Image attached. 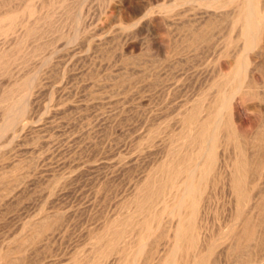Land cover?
<instances>
[{
    "label": "rangeland",
    "instance_id": "obj_1",
    "mask_svg": "<svg viewBox=\"0 0 264 264\" xmlns=\"http://www.w3.org/2000/svg\"><path fill=\"white\" fill-rule=\"evenodd\" d=\"M20 1L0 0V15L11 12ZM25 1L32 6L26 22L20 24L18 20L11 27L9 20L0 21L2 27L10 24V28L0 27V127L16 109L15 125L0 136V257L23 247L15 255L16 264H132L139 245L153 235L137 263L166 264V255L174 245L175 219L171 220L161 207L157 210L160 203L155 205L156 210L138 213V201L149 185L163 183L171 154L180 152L178 157L186 158L185 164L193 156L191 164L197 155L195 149L190 153L193 147L189 145L197 127L196 122L187 119L192 112L202 110L199 117L203 120L199 123L209 126L220 99L231 94L235 102L230 117L233 119L228 124L225 120L221 127L225 139L218 143L214 159L217 162L211 174L205 175V186L208 184L198 199L199 205H195L197 216L191 219L196 221L193 244L197 248L193 244L185 246L174 263L193 264L197 254L207 256L203 257V264L242 262L245 255L240 257L235 239L241 227L235 229L236 234L229 241L217 244V239L228 231L246 201L251 202V213L255 212L253 220L264 218V55L257 60L263 67L254 71L257 85L251 88L253 92L234 93V84H239L236 68L242 59L232 52L235 44L230 50L227 48L236 36L232 34L234 41L230 44L229 18L209 23V19L202 18L205 9L185 6L182 0ZM200 1H207L212 7L227 5L225 10L239 2ZM161 10L163 13H159ZM22 97L28 98L23 122L34 129H25L20 137L17 109L18 98ZM209 106L212 109H206ZM207 110L210 116L215 113L212 118L207 119ZM224 127L230 130L229 134L222 130ZM245 141L253 145L246 146ZM234 144H242L238 148L241 152L243 148L246 154L249 150L246 160L252 163L251 167L247 164L248 171H242L243 201L232 191L230 181L231 156L240 153ZM12 175L21 177L22 187L13 197L9 190ZM256 204H261L262 214ZM43 217L50 224V231L38 240L28 239V245L23 243L28 225ZM152 227L159 229L155 232L154 228L150 230ZM117 232H123V236L117 244L108 245L105 241ZM254 248L252 245L247 254L253 256ZM210 249L214 252L207 253ZM0 260L3 264V258Z\"/></svg>",
    "mask_w": 264,
    "mask_h": 264
},
{
    "label": "bare ground",
    "instance_id": "obj_2",
    "mask_svg": "<svg viewBox=\"0 0 264 264\" xmlns=\"http://www.w3.org/2000/svg\"><path fill=\"white\" fill-rule=\"evenodd\" d=\"M231 1V0H230ZM235 1V0H234ZM237 1V0H236ZM46 2V1H45ZM50 2V1H49ZM225 2V1H224ZM181 3H183L185 6L187 5V6H189V7H193V8H201V9H205L203 12H202V18H206V19H209V23H210V20L211 21H218L219 19H227V18H229V19H231V21L230 22H232L231 23V26H230V33L231 34H227L228 36H230L229 38H228V36H227V38L229 39L228 41H229V43L231 44L232 43V41H234L233 40V37H232V34L234 35V33H235V37H234V39H235V41H234V43L233 44H231L230 46H227V48L230 50L231 48H229V47H231V46H234V44H235V48L234 47H232V52L233 53H235V54H239L240 56H241V59H242V63H239V65L237 66V68H236V73H237V77H238V79H239V81H238V83L239 84H234L235 85V91H232V92H234V93H243V91H244V95H248V93L247 92H249L250 90H251V88L254 86V84H255V78L253 77V74H254V71L256 72V71H259L263 66L261 65V64H259L258 62H257V60H260L261 58H263V55H264V0H239V2H238V4L236 3L235 5V7H233V8H231L230 10H225L224 8L227 6H224V8H222V7H220V6H217V7H212V5L210 4V3H207V1H205V2H202V1H200V0H182V2ZM46 4H48V3H46ZM175 4V3H174ZM229 4V3H228ZM176 5V4H175ZM230 5V4H229ZM162 6V5H161ZM46 7V6H45ZM44 7V8H45ZM204 7V8H203ZM230 7V6H229ZM163 8V7H162ZM32 9V6L29 4V3H27L26 4V1L25 0H21L19 3H18V7H16V6H13V9H12V11L11 12H7V13H4V14H1L0 15V21H3V22H5V20H9L11 23H12V25H11V27L13 26V24H18V20H20L19 21V23L20 24H22L23 22H26V21H24V19H27V18H25V17H28L29 18V16H31L30 14H31V10ZM48 9H49V7H48ZM47 9V10H48ZM174 8H172V10H173ZM191 9V8H190ZM163 10H164V8H163ZM191 10H194V9H191ZM197 10H199V9H197ZM166 11V10H165ZM169 11H171V10H169ZM196 11V10H195ZM162 12V10L159 12V13H161ZM167 12V11H166ZM165 12V13H166ZM192 11H190V13H191ZM200 12V13H201ZM163 13V12H162ZM171 13V12H170ZM199 13V14H200ZM167 14H168V12H167ZM195 15V14H194ZM201 15V14H200ZM199 15V16H200ZM163 16V15H162ZM166 16V15H165ZM169 16V15H168ZM197 16V15H196ZM150 17V16H149ZM153 17V16H152ZM148 18V17H147ZM199 18H201V17H199ZM201 18V19H202ZM151 19V18H150ZM152 20V19H151ZM199 21V20H198ZM220 21V20H219ZM30 22V21H29ZM6 23V22H5ZM8 23V22H7ZM28 23V22H27ZM206 23V22H205ZM2 24V23H1ZM26 24V23H25ZM202 24V23H201ZM4 25V24H3ZM10 25V24H9ZM8 24L7 25H5V26H9ZM5 26H3V27H5ZM15 26V25H14ZM17 26V25H16ZM0 27H2L1 25H0ZM3 27H2V29H3ZM23 27V26H22ZM9 28H10V26H9ZM15 28V27H14ZM127 28H129V27H127ZM15 30V29H14ZM127 30V29H126ZM124 31V30H123ZM197 31V30H196ZM202 31H203V29H202ZM228 31V32H229ZM22 32V31H21ZM20 32V33H21ZM126 32V31H125ZM209 32V31H208ZM191 33V32H190ZM194 33V32H193ZM199 33V32H198ZM18 36V35H17ZM198 36H200V35H198ZM197 36V37H198ZM202 36H200V38H201ZM206 37V36H205ZM226 38V37H225ZM198 40H199V38H197ZM202 39V41H203V38H201ZM200 39V40H201ZM225 41L227 42V40L225 39ZM223 42H224V40H223ZM227 44H228V42H227ZM226 44V45H227ZM225 47V46H224ZM226 48V49H227ZM227 49V51H228V53H229V50ZM226 51V50H225ZM222 52V51H221ZM224 53V52H223ZM232 53V54H233ZM226 56L228 57L229 55H227L226 54ZM233 56V55H232ZM236 55H234V57H235ZM238 56V55H237ZM227 57H225V58H227ZM229 57H231V56H229ZM228 57V58H229ZM233 58V57H232ZM231 58V59H232ZM241 59L239 60L240 62H241ZM233 61V60H232ZM263 73V72H262ZM131 78V77H130ZM258 78V77H257ZM261 80V79H260ZM264 80V79H263ZM255 85H257V84H255ZM156 86V85H155ZM220 86H222V85H220ZM262 86V85H261ZM257 87V86H256ZM263 87V86H262ZM219 88H222V87H219ZM254 88V87H253ZM259 88H260V86H259ZM223 89V88H222ZM221 90V89H220ZM253 90V89H252ZM251 90V91H252ZM253 92V91H252ZM219 93V92H218ZM225 93H226V91H225ZM223 94V93H222ZM250 94V93H249ZM235 95L236 94H234V98H235ZM239 95V94H238ZM23 96V95H22ZM25 96H26V94H25ZM227 96V97H226ZM233 96V95H232ZM250 96V95H249ZM224 97H226V98H223V99H220L221 100V102H220V100H219V109L217 110V113L215 114V116H212V115H214V114H212L211 116L213 117H211L210 116V111H208L207 110V112H206V114H207V119L209 118V116L212 118V122L213 123H211L210 125H212L211 127H209V126H207L208 125V123L206 124V122H205V124H206V127H205V125L203 124V123H199V121L200 122H202L201 120H203L202 118L200 119V117H199V113H200V111H202V110H198L199 112H196V111H194V112H192V114L187 118L188 119V121H194V122H196V124H197V127H196V129L195 130H191L192 132H194V134L190 137V139L189 140H191V143L189 144V145H191V147H193V149H191V151H190V153H193V150L195 149L196 151H197V155H195V157H194V159H193V161H192V163L191 164H189L190 162H191V160H192V158H193V156H192V158H191V156H190V159L188 160V164H185L186 162H185V159L186 158H183V159H181V158H179L178 157V154L180 153H173V154H169L170 155V158H168V163L166 164V169H165V174L163 173V176L165 175V178H163L162 179V182L163 183H161V181L159 182V183H161V184H151V185H149V187H147V190H146V193H145V195L141 198V200H139L138 201V205H137V207H138V213H140L139 211H147V212H150L151 211V209H154L155 208V205L156 204H158V203H160V204H158V205H161V206H156V207H158V209L157 210H160V208L159 207H161V209H163V213L164 214H166V215H169V218L171 217V220L174 218L175 219V221H174V219H173V221H174V223H175V226H174V230H173V227L172 226H170V230H173L174 231V233H173V240H174V245H173V242H172V245H173V247H172V249H171V252H170V250H169V252H170V254H168V255H166V256H169V258L167 259V262H166V264H175L174 262H175V259H176V256L178 255V253H181V251L183 250V248H185V246H189V245H191V244H193V242H194V239H193V230H194V226H195V224H194V222L196 223V221L194 220V222H193V220H191L192 219V217H193V219L195 218V216H193V215H196L195 214V210L196 209H198V207L196 208L195 207V205L196 204H198L199 205V203L200 202H198L199 200V198L202 196V192H203V190L205 191V189H206V187H207V184H206V186H205V183H204V180H205V175H207L208 176V174H206V173H208V172H210L211 170H212V168H213V166H214V162L216 161L217 162V160H214L215 159V151H216V149L218 148V143L222 140V138L224 137L223 135H222V131H221V127H222V125L223 126H225L224 124L225 123H231V120L233 119H230V117H232V105H233V103H235V102H233L232 101V99L230 98L231 97V94H230V96L229 95H225L224 94ZM251 97V96H250ZM256 97H258V96H256ZM214 99V98H213ZM247 99V98H246ZM27 100H28V98H24V97H22V98H18V134H19V136L23 133V131L25 130V129H34L33 127L34 126H32V125H30V124H27V123H24L23 122V113H24V110L26 109V106H27ZM238 100V99H237ZM239 101V100H238ZM245 101V100H244ZM208 102V101H207ZM211 103V102H210ZM218 103V102H217ZM201 105V104H200ZM190 108V107H189ZM192 108V107H191ZM190 108V109H191ZM197 108H199L198 107V105H197ZM209 109V108H211L212 109V107H206V109ZM194 109H195V107H194ZM200 109V108H199ZM215 109V108H214ZM15 110L16 109H12V114H8V118H7V121H4V119L6 120V117L3 119V121H2V123H1V127H0V136H1V133L3 132V131H6L7 129H8V127L10 126V125H15L14 123H15ZM10 111V110H9ZM205 111V110H204ZM212 111V110H211ZM209 112V113H208ZM7 113V112H6ZM188 113H189V111H188ZM104 114V113H103ZM182 115V114H181ZM185 115V114H184ZM206 116V115H205ZM234 116V115H233ZM186 118V117H185ZM184 118V119H185ZM203 118H204V116H203ZM181 119V118H180ZM206 119V118H205ZM239 119V118H238ZM182 121H183V117H182V119H181ZM225 120H226V122H225ZM185 121V120H184ZM211 121V120H210ZM225 122V123H224ZM180 123H182V122H180ZM187 124V123H186ZM194 124V123H193ZM181 126H183V125H181ZM196 126V125H195ZM195 126H194V128H195ZM228 126V125H227ZM229 126H230V124H229ZM225 128L226 127H224V129H222L223 131H227V130H225ZM14 129V128H13ZM184 129V128H183ZM187 129V128H186ZM185 129V130H186ZM229 129V128H228ZM9 130V129H8ZM263 130V129H262ZM261 129H260V131H262ZM228 131H230V130H228ZM228 131H227V133H228ZM235 131V130H234ZM240 131H241V129H240ZM263 132V131H262ZM185 134H188L187 133V131L186 132H184ZM184 133H182V134H184ZM191 133V132H190ZM225 133V132H224ZM236 133V132H235ZM239 133V132H238ZM229 134V133H228ZM230 134L231 135H234V133L232 134L231 132H230ZM227 135V134H226ZM183 136H185V135H183ZM237 136V135H236ZM21 137V136H20ZM182 137V136H181ZM231 137V136H230ZM229 137V138H230ZM233 137V136H232ZM231 137V139H235L234 137L232 138ZM257 136H255V139H258V138H256ZM183 138V137H182ZM181 138V139H182ZM187 138H188V136H187ZM227 138H228V136H227ZM226 138V140H228V141H230L231 139H227ZM239 138V137H238ZM223 139H225V138H223ZM251 138H249V139H247V140H250ZM261 139V138H260ZM233 142H234V140H232ZM238 141V140H237ZM240 141V140H239ZM175 142V141H174ZM226 142V141H225ZM241 142V141H240ZM259 142V141H258ZM257 142V143H258ZM224 143V142H223ZM222 143V144H223ZM248 143H251V142H249L248 141ZM256 143V144H257ZM180 144V143H179ZM185 143H183V145H184ZM221 144V143H220ZM229 144V143H228ZM231 144V146H232V143H230ZM243 144H246V141H245V143H243ZM182 145V144H181ZM188 144H187V146L186 147H188L189 146ZM236 145V146H235ZM242 145V144H241ZM241 145H239V144H234V146H235V148H240V146ZM253 144H251L250 146H252ZM220 147L219 148H221L222 146L221 145H219ZM246 146H249V145H247L246 144ZM245 146V147H246ZM249 146V147H250ZM177 147V146H176ZM179 147V146H178ZM177 147V148H178ZM181 147V146H180ZM185 147V146H184ZM185 147V148H186ZM224 147H225V145H224ZM223 147V148H224ZM242 147H244V146H242ZM182 148V147H181ZM185 148H184V150H185ZM226 148H228V147H226ZM232 148V147H231ZM235 148H232V149H235ZM248 148V147H247ZM251 148H253V147H251ZM260 148V147H259ZM176 149V148H175ZM237 149H235V150H237ZM254 149V148H253ZM252 149V150H253ZM261 149V148H260ZM177 150V149H176ZM175 150V151H176ZM239 150V149H238ZM237 150V151H238ZM240 151V150H239ZM242 151V150H241ZM240 151V153H238L237 155H235L234 157L233 156H231V160L230 161H232V165H230V166H232V173H231V182H232V186L231 187H233V189H232V191L234 190V192L236 193V194H238L239 196H242L241 198H240V200L242 199V198H244L245 197V195L243 196V194H242V192H243V190H242V184H241V182H242V179L244 178V175L242 174V171L243 170H245V168H246V166H247V164H248V166L250 165V164H252V163H247V161L248 160H246L247 158V156L246 155H248V151H247V154H246V148H245V151H244V148H243V152H241ZM170 152H172V151H170ZM174 152V151H173ZM216 152H218V151H216ZM245 152V153H244ZM260 152V151H259ZM258 152V153H259ZM167 153H168V151H167ZM175 154H177V157L176 158H179V159H181V160H176V158L174 157V155ZM232 154V153H231ZM230 154V155H231ZM246 154V155H245ZM250 154V153H249ZM253 154V153H252ZM184 155L185 156H187L185 153H184ZM184 155H182V157L184 156ZM232 155H234V154H232ZM189 156V155H188ZM253 156V155H252ZM251 156V157H252ZM35 157V156H34ZM257 157V156H256ZM164 158V157H163ZM167 158V157H166ZM227 158V157H226ZM253 158V157H252ZM230 159V158H229ZM228 160V159H227ZM186 161H187V159H186ZM225 161H226V159H225ZM229 161V160H228ZM227 161V162H228ZM229 161V162H230ZM251 162H252V160H250ZM216 162H215V164H216ZM164 163V162H163ZM226 163V162H225ZM162 164V163H161ZM162 166H164V164L162 165ZM217 166V165H216ZM225 166H227L226 164H225ZM229 166V167H230ZM215 167V166H214ZM228 167V166H227ZM250 167H251V165H250ZM249 167V168H250ZM162 169V168H161ZM248 168H246V170H247ZM52 170V169H51ZM230 170V169H229ZM28 171V170H27ZM161 170H160V168H159V171H158V173L160 172ZM164 171V170H163ZM248 171V170H247ZM247 171H246V173H247ZM250 171V170H249ZM15 172V171H14ZM244 173H245V171H243ZM16 173V172H15ZM14 174V173H13ZM156 173H154L153 175H155ZM160 174V173H159ZM209 174H211V172L209 173ZM31 175V174H30ZM158 175V174H157ZM247 176H248V173H247ZM8 177V176H7ZM36 177V176H35ZM160 177V176H159ZM158 177V178H159ZM261 177V176H260ZM11 178V180H10V189L9 190H11L10 192H11V195H12V197L13 196H16L17 195V193H18V190H19V188L21 187V185H20V181H19V179L21 178H17V176L15 175V176H11L10 177ZM154 178H155V176H154ZM209 178V177H208ZM249 178V177H248ZM247 178V179H248ZM148 179H150L149 177H148ZM156 179H157V177H156ZM207 179V178H206ZM245 179V178H244ZM250 179H251V177H250ZM208 180V179H207ZM152 181V180H151ZM252 181V180H251ZM257 181V180H256ZM245 182V181H244ZM157 183V182H156ZM142 184V183H141ZM146 184H147V182H146ZM145 184V185H146ZM149 184V183H148ZM246 184H248L247 182H246ZM24 185V184H23ZM144 185V184H143ZM244 185H245V183H244ZM142 186V185H141ZM247 187H248V185H246ZM145 187V186H144ZM204 187H205V189H204ZM247 187H245L244 189H247ZM21 189H22V187H21ZM20 189V190H21ZM142 189V188H141ZM259 189V188H258ZM7 190V189H6ZM137 190V189H136ZM257 190V189H256ZM245 191V190H244ZM255 191V190H254ZM9 192V191H8ZM9 192V193H10ZM20 192V191H19ZM144 192V191H143ZM248 193V192H247ZM246 193V194H247ZM252 193V192H251ZM258 193H260V192H258ZM137 194H138V192H137ZM136 194V195H137ZM8 195H10V194H8ZM142 196V195H141ZM248 196H249V194H248ZM247 196V197H248ZM255 196V195H254ZM136 197V196H135ZM237 197V196H236ZM250 197V196H249ZM252 197H253V195H252ZM257 197V196H256ZM255 197V198H256ZM140 198V197H139ZM202 198V197H201ZM135 199V198H134ZM252 199L253 198H251L250 197V200L252 201ZM242 201H243V199H242ZM198 202V203H197ZM240 203V202H239ZM245 204H244V209L242 210V211H240V214H239V216L236 218V216L234 217V222H233V224L230 226V228L228 229V231L226 232V233H221V235H218L219 237H218V241H220V242H218L217 244H220V243H222L221 241L223 240V241H225V242H227V241H229V239H230V237H232V234L234 233V234H236L234 231H236L235 229H237V227H238V230H239V228L241 227V232L239 231V234H237L236 235V237H235V239L238 241V244H239V247H240V253H241V255H240V257H243L244 255V257L242 258V262H238V264L240 263V264H264V250H262V248L264 247V218L262 219V220H260V221H258V219L257 220H253L254 218H253V214L255 213H251L253 210V207L250 205L251 204V202L250 201H246V202H244ZM260 206H261V204H256V207H259V211H258V213L260 212L261 214L263 213L262 212V209L260 208ZM255 207V208H256ZM189 208V209H188ZM196 208V209H195ZM137 209V208H136ZM154 210H156V209H154ZM256 210V209H255ZM153 211V210H152ZM158 212V211H157ZM197 212V211H196ZM145 213V212H144ZM198 213V212H197ZM136 214V213H135ZM143 214V213H142ZM151 214V213H150ZM137 215H139V214H137ZM147 215V214H146ZM153 215H155V214H153ZM152 215V216H153ZM157 215V214H156ZM237 215H238V213H237ZM35 216V215H34ZM123 216V215H122ZM160 216H163V215H160ZM160 216H159V218H160ZM197 216V215H196ZM144 217H145V215H144ZM157 217V216H156ZM51 218H53V217H51ZM148 218V217H147ZM164 218V217H163ZM256 218V217H255ZM150 219H151V217H150ZM162 219V218H161ZM160 219V220H161ZM157 220H158V218H157ZM168 220V219H167ZM170 220V219H169ZM141 221H143V220H141ZM150 221V220H149ZM154 222H156L157 223V221H156V219L155 220H153ZM152 221V222H153ZM147 222V221H146ZM154 222H153V224H154ZM160 222V221H159ZM192 222H193V224H192ZM232 222V221H231ZM59 223V222H58ZM155 223V224H156ZM162 222H160V224H161ZM171 223H173L172 221H171ZM152 224V223H151ZM50 225V224H49ZM48 225V223H47V221H46V218H40L37 222H34V223H31L30 225H28V227H27V230L24 232V236L22 237V239L21 240H23V243H25L26 244V242H27V245H28V241L30 240V238L32 239V238H36L37 239V237H39L40 238V235H42L43 233H45L47 230H49V226ZM52 225V224H51ZM148 226H151V225H149V223L147 224ZM159 225V224H158ZM174 225V224H173ZM145 226V225H144ZM148 226H146V227H148ZM161 226V225H160ZM159 226V227H160ZM169 226V225H168ZM197 226V225H196ZM156 227H158V226H156ZM171 227H172V229H171ZM52 228V227H51ZM141 228V227H140ZM142 228H143V226H142ZM151 228V227H150ZM153 228L154 227H152V229H150V230H153ZM168 228V227H167ZM197 228V227H196ZM125 229V228H124ZM148 229H149V227H148ZM155 229V228H154ZM156 229H159V228H156ZM155 229V230H156ZM56 230V229H55ZM119 230H121L120 228H119ZM126 230V229H125ZM137 230V229H136ZM140 230H142V229H140ZM169 230V229H168ZM237 230V231H238ZM50 231V230H49ZM114 231V230H113ZM112 231V232H113ZM131 231V230H130ZM172 231V232H173ZM196 231V230H195ZM107 232V231H106ZM111 232V231H110ZM125 232V231H124ZM136 232V231H135ZM134 232V233H135ZM141 232V231H140ZM155 232H157V230L155 231ZM172 232H171V234H172ZM190 232H192V233H190ZM47 233V232H46ZM114 233V232H113ZM137 234L139 233V231L138 232H136ZM142 233V232H141ZM140 233V234H141ZM144 233V232H143ZM142 233V236L144 235ZM147 233V229H146V231H145V234ZM150 234L151 233H153L152 231H150L149 232ZM188 233H190L189 235H191L189 238H187V234ZM238 233V232H237ZM116 234V233H115ZM114 234V235H115ZM117 234L118 235H115V236H113L111 239H109V240H106L105 242L108 244V245H110V246H113L114 244H117V242H118V240L121 238V236H123V232L122 233H119V232H117ZM154 234V233H153ZM194 234H197V233H194ZM107 234H105V236H106ZM139 235V234H138ZM137 235V236H138ZM147 235L149 236V234L147 233ZM155 235V234H154ZM109 236V235H108ZM110 236H111V234H110ZM109 236V237H110ZM142 236H141V239H142ZM145 236V235H144ZM167 236V235H166ZM221 236V237H220ZM49 237V236H48ZM101 237H103L104 238V235L103 236H101ZM139 237V236H138ZM152 237H153V235H152ZM151 237V238H152ZM108 238V237H107ZM144 238V237H143ZM148 238V237H147ZM150 238V239H151ZM29 239V240H28ZM55 239V238H54ZM141 239L139 240H136V241H138L137 243L138 244H140L139 243V241L141 242ZM150 239H148L149 241H150ZM169 239V238H168ZM171 239V238H170ZM232 239V238H231ZM235 239H234V241H235ZM18 240H20V239H18ZM35 240V239H34ZM38 240V239H37ZM143 240V239H142ZM147 240V241H148ZM152 240H153V238H152ZM151 240V241H152ZM216 240V239H215ZM15 241V240H14ZM36 241V240H35ZM121 241V240H120ZM119 241V242H120ZM147 241H144L143 243H141V245H139L140 247L138 248V250H137V252H136V254L134 255V260H133V263L132 264H138L137 263V261H139L138 260V257H139V255L140 254H143L144 255V253L146 252L145 251V249H148V247H147V245H148V243L149 242H147ZM33 242L34 241H32L31 242V244H33ZM171 242H170V245H171ZM105 243V244H106ZM136 243V242H135ZM195 243V242H194ZM228 243H231V241L230 242H228ZM233 243V242H232ZM12 244H13V242H12ZM30 244V243H29ZM35 244V243H34ZM103 244V246L102 247H104V243H102ZM101 244V245H102ZM164 244V243H163ZM211 244H213V243H211ZM216 244V242L214 241V244L213 245H215ZM237 244V245H238ZM167 245V244H166ZM168 245H169V242H168ZM167 245V246H168ZM171 245V246H172ZM193 245H195V244H193ZM226 245V244H225ZM252 245H254L255 246V250H254V252H255V254H253V256H251V255H249V254H247V252L251 249V247H252ZM21 246V245H20ZM99 246V245H98ZM125 246V245H124ZM192 246V245H191ZM196 246V245H195ZM195 246H193V248L195 247ZM230 247L229 248H232V246H233V244H232V246L231 245H229ZM17 247V246H16ZM29 247V246H28ZM31 247V246H30ZM109 247V246H108ZM147 247V248H146ZM209 247H210V245H209ZM221 247V246H220ZM223 247H225V246H223ZM234 247V249H235V252H236V250H237V248H236V246H233ZM238 247V248H239ZM23 248V247H22ZM21 247L20 248H18V249H15V250H10V251H7V252H5L6 253V255L3 257V255H2V257H0V259L1 258H3V264H16V260L18 261V250H20V249H22ZM97 248L98 247H96L95 249L97 250ZM111 248V247H110ZM116 248V247H115ZM124 248V247H123ZM165 248V247H164ZM167 248V247H166ZM171 248V247H170ZM197 248V246L195 247V249ZM206 248V247H205ZM211 248V247H210ZM212 248H213V246H212ZM215 248H216V246H215ZM227 248V247H226ZM28 249V248H27ZM94 249V250H95ZM99 250L101 249V247L100 248H98ZM104 249V248H103ZM107 249V248H106ZM167 249H169V248H167ZM167 249H165L166 250V252H167ZM257 249V250H256ZM93 250V249H92ZM98 250V251H99ZM109 250V249H108ZM164 249H162V251H163ZM188 249H186V252H189V251H187ZM194 250V249H193ZM207 250H209V249H207ZM207 250H205L206 252H207ZM213 250V251H212ZM210 249V251H208L207 253H209V252H214V249ZM221 250H222V248H221ZM23 250H21L20 252H22ZM202 251V250H201ZM19 252V253H20ZM97 251H95V252H93V254L95 255V253H96ZM127 252V251H126ZM142 252H144V253H142ZM164 252V251H163ZM184 252H185V250H184ZM191 252V251H190ZM230 252V251H229ZM234 252V253H235ZM250 252V251H249ZM38 253V252H37ZM104 253V252H103ZM165 253V252H164ZM17 254V256H15ZM21 254V253H20ZM88 254V253H87ZM92 254V255H93ZM99 254V253H98ZM105 254H107V253H105ZM116 254V253H115ZM166 254V253H165ZM188 254V253H187ZM186 254V255H187ZM190 254V253H189ZM205 254V253H204ZM211 254V253H210ZM210 254H208V255H210ZM233 254V253H232ZM91 255V258L94 256H92ZM109 255V254H108ZM197 255H201V254H197ZM196 255V257L194 258V263L193 264H203L204 263V258H206V257H204V256H200V257H198ZM235 255H236V253H235ZM239 255V254H238ZM98 256V255H97ZM97 256H95V257H97ZM102 256V255H101ZM146 256V255H145ZM165 256V257H166ZM193 256H194V254H193ZM192 256V257H193ZM15 257H17V258H15ZM21 257V256H20ZM90 257V256H89ZM103 257V256H102ZM105 257V256H104ZM142 257H144V256H142ZM151 257V256H150ZM163 257V256H162ZM161 257V258H162ZM204 257V258H203ZM211 257V256H210ZM91 258H89V259H91ZM179 258V257H178ZM189 258H191V256H188V259L187 260H189ZM80 259V258H79ZM78 259V260H79ZM106 259V258H105ZM104 258H103V260H105ZM115 259V258H114ZM117 259V258H116ZM164 259V258H163ZM162 259V260H163ZM184 259H185V257H184ZM210 259V258H209ZM23 260H24V258H23ZM92 260V259H91ZM90 260V261H91ZM180 260V259H179ZM178 260V261H179ZM191 260V259H190ZM164 261H165V259H164ZM176 261H177V259H176ZM0 262H1V260H0ZM180 262V261H179ZM190 262V261H189ZM73 263V262H72ZM79 263V262H78ZM98 263H99V261H98ZM97 263V264H98ZM165 263V262H164ZM183 262H180V264H182ZM187 263V262H186ZM216 263V262H215ZM235 263V262H234ZM2 264V263H1ZM29 264V263H28ZM73 264H76V262L75 263H73ZM81 264V263H80ZM82 264H84V263H82ZM86 264H88V263H86ZM107 264V263H106ZM176 264H179V263H176ZM183 264H185V263H183ZM189 264H192V262L191 263H189ZM206 264V263H205ZM209 264V263H208Z\"/></svg>",
    "mask_w": 264,
    "mask_h": 264
}]
</instances>
